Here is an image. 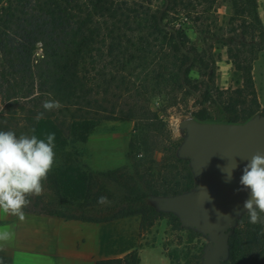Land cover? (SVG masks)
<instances>
[{
  "label": "trees",
  "instance_id": "obj_1",
  "mask_svg": "<svg viewBox=\"0 0 264 264\" xmlns=\"http://www.w3.org/2000/svg\"><path fill=\"white\" fill-rule=\"evenodd\" d=\"M204 3L163 0L155 9L153 0H0V131L18 136L23 128L41 139L54 133V145H59L86 140L104 122L134 123L144 153L151 154V166L143 170L138 163L134 171L122 167L98 173L126 192L125 203L104 217L45 215L96 224L140 216L143 226L168 218L181 227L179 218L160 210L154 200L191 192L197 180L191 161L179 156L180 142H173L165 163L153 158L150 144L167 122L152 109V101L171 106L184 93L197 106L193 118L205 123L244 124L262 111L253 77V64L264 51L258 0L213 1L231 13L221 41L237 87L227 91H203L191 78L195 70L200 75L205 70L212 79L218 61L207 41L210 31L196 29L200 38L194 43L185 27L192 15L201 21ZM177 21L179 27L173 25ZM46 100L59 101L60 107L45 111ZM52 179L60 199L81 198L86 207L98 205L108 192L91 173L73 165ZM246 227L230 237V258L223 264H264L261 227ZM138 258L134 250L96 264L136 263Z\"/></svg>",
  "mask_w": 264,
  "mask_h": 264
},
{
  "label": "rangeland",
  "instance_id": "obj_2",
  "mask_svg": "<svg viewBox=\"0 0 264 264\" xmlns=\"http://www.w3.org/2000/svg\"><path fill=\"white\" fill-rule=\"evenodd\" d=\"M213 1L205 0V3L199 6V10L205 11L200 18L201 21L196 23L192 15L191 18L185 20L187 21L185 27L190 40L194 43H198L200 38L194 32L196 29H201L205 33L210 31V38L207 41L215 47L214 53L218 60L216 71L210 80V74L205 70L201 72V75L199 71L195 70L191 74V78L202 84L203 91L207 87L213 90L227 91L237 87L233 66L228 58L227 49L221 41V32L227 31L231 13L227 6L218 8V5L213 4ZM162 2L163 0H153V7L155 9L161 7ZM216 8L217 14H213ZM258 13L264 25V0H258ZM170 21H172V18ZM180 23L177 21L173 25L179 27ZM206 34L208 35V33ZM253 77L262 110L254 117L258 119L264 117V51L259 54L258 59L253 64ZM165 101H167V98H165ZM151 107L160 111V116L167 122V128L164 132L160 133L159 136H155L150 144V147L155 149L152 155L153 158L158 162L165 163L167 159L171 158L170 147H172L173 142H180L179 153L188 136V130L181 125L182 121L193 118L192 114L197 110V106L192 97H186L184 93H179L175 104L171 106L163 105L161 100L154 99ZM19 131L18 136H29L26 129L22 128ZM136 135L134 123L104 122L98 125L86 140L70 139L66 144L55 145L53 167L46 179L42 181V192L39 196L29 195L27 197L29 203L24 209L39 214L57 212L67 217L102 218L110 210L121 207L125 203L126 192L124 189L116 183L99 176L98 173L122 167L134 171L135 165L138 163L141 164L140 170L150 167L148 161L151 154L144 153V148L140 145ZM146 161L147 164L142 166V162ZM72 165L80 167L82 171H88L99 183H102V186L104 185L108 192H105L102 196L107 198L103 204H93L86 207L81 198L64 196L60 199L57 196L52 178L57 175L58 171ZM177 173L180 178L181 172ZM142 190L146 191L144 187H142ZM89 200L91 202L92 198ZM160 210L162 209L160 208ZM174 214L179 218L181 227L172 225L168 218L157 219L152 226H143L140 216L131 217L127 222L125 219L128 218L121 219V222H119L121 224L116 227L106 226L108 235L114 237L117 235L115 232H118V237H120L121 233H125L126 242L128 238H132L135 243H138L139 248L136 251L139 258L137 262L134 263L132 259H129L123 264H140L141 258L145 260L148 255L154 260V264H203L205 250L212 243L211 239L202 231L184 225L180 216L177 213ZM240 220H242L241 224ZM247 223H249L248 217L243 215L242 211L236 223L230 229V237L236 230L246 231L248 229L246 227ZM258 226L261 227L262 242L259 248L262 249L264 248V225L258 224ZM229 258L230 251L228 259L224 262H228Z\"/></svg>",
  "mask_w": 264,
  "mask_h": 264
},
{
  "label": "water",
  "instance_id": "obj_3",
  "mask_svg": "<svg viewBox=\"0 0 264 264\" xmlns=\"http://www.w3.org/2000/svg\"><path fill=\"white\" fill-rule=\"evenodd\" d=\"M188 136L179 156L191 161L197 187L191 192L154 201L159 208L177 213L183 224L209 236L212 243L203 264H222L230 251V229L243 211L249 192L239 184L242 170L252 156L264 155V117L244 124L205 123L195 118L182 121ZM237 167L230 182L222 171Z\"/></svg>",
  "mask_w": 264,
  "mask_h": 264
},
{
  "label": "crops",
  "instance_id": "obj_4",
  "mask_svg": "<svg viewBox=\"0 0 264 264\" xmlns=\"http://www.w3.org/2000/svg\"><path fill=\"white\" fill-rule=\"evenodd\" d=\"M22 210L23 221L0 213V232L10 233L8 240L0 239V264H96L139 248L132 238L125 241V233H106V226H119L121 220L96 224ZM140 264L154 260L148 255Z\"/></svg>",
  "mask_w": 264,
  "mask_h": 264
},
{
  "label": "clouds",
  "instance_id": "obj_5",
  "mask_svg": "<svg viewBox=\"0 0 264 264\" xmlns=\"http://www.w3.org/2000/svg\"><path fill=\"white\" fill-rule=\"evenodd\" d=\"M43 109L51 111L60 107L59 101L46 100ZM43 113L37 116L41 119ZM55 134L50 133L45 139L36 135L17 136L13 131H0V213L25 219L23 208L29 203V195L39 196L42 181L53 167ZM237 167L236 162L222 171L226 182L232 179ZM239 184L249 192V199L243 204V215H247L250 224L264 225V155L257 154L248 160L242 170ZM106 197H100L103 204ZM241 213L238 212L237 215ZM10 233L0 232V239L8 240Z\"/></svg>",
  "mask_w": 264,
  "mask_h": 264
}]
</instances>
